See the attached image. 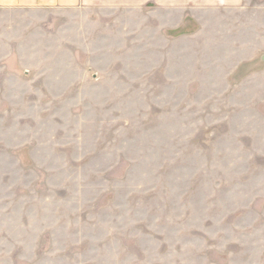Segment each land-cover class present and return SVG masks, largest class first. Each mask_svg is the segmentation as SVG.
Returning <instances> with one entry per match:
<instances>
[{
    "label": "rangeland",
    "instance_id": "rangeland-1",
    "mask_svg": "<svg viewBox=\"0 0 264 264\" xmlns=\"http://www.w3.org/2000/svg\"><path fill=\"white\" fill-rule=\"evenodd\" d=\"M107 1L3 11L0 264H264V0Z\"/></svg>",
    "mask_w": 264,
    "mask_h": 264
},
{
    "label": "crops",
    "instance_id": "crops-1",
    "mask_svg": "<svg viewBox=\"0 0 264 264\" xmlns=\"http://www.w3.org/2000/svg\"><path fill=\"white\" fill-rule=\"evenodd\" d=\"M228 3H223L222 0H215L214 2L217 6L218 4H226L228 6H238L240 5L239 2L235 0H229ZM148 4L151 2L152 4H156L159 6H163L165 8H176L180 7L182 4H186L184 2H180L179 0H147ZM207 5H210V1L205 0ZM146 3V4H147ZM107 2H101V0H0V48L2 46V38H1V31H2V22H3V11L4 9L13 11V10H35V11H61V12H73V11H80L84 12L89 10L88 12H96L97 8H100L104 5H107ZM143 5H146L142 3ZM147 4V5H148ZM204 5V3H203ZM92 10V11H90ZM91 13V14H93Z\"/></svg>",
    "mask_w": 264,
    "mask_h": 264
}]
</instances>
